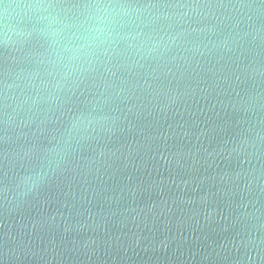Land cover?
Listing matches in <instances>:
<instances>
[{
	"label": "water",
	"instance_id": "1",
	"mask_svg": "<svg viewBox=\"0 0 264 264\" xmlns=\"http://www.w3.org/2000/svg\"><path fill=\"white\" fill-rule=\"evenodd\" d=\"M0 264H264V0H0Z\"/></svg>",
	"mask_w": 264,
	"mask_h": 264
}]
</instances>
